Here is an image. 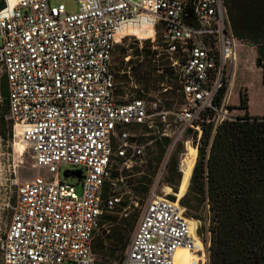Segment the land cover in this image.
Returning <instances> with one entry per match:
<instances>
[{
  "label": "built area",
  "instance_id": "obj_1",
  "mask_svg": "<svg viewBox=\"0 0 264 264\" xmlns=\"http://www.w3.org/2000/svg\"><path fill=\"white\" fill-rule=\"evenodd\" d=\"M74 1L76 12L50 0H4L0 9L4 117L38 171L3 189L2 211L10 216L0 236L1 264H176L179 249L208 264L209 233L198 235L200 221L186 215L180 199L160 196L158 185L149 188L122 258L98 257L93 243L105 213L121 209L128 219L138 209L126 172L148 164L151 144L168 142L162 175L179 144L200 142L210 127L208 157L217 129L236 121L239 103L231 98L241 43L227 0ZM144 25L153 38L160 28L175 103L164 85L151 98L141 89L139 99L117 100L113 52L134 35L124 29ZM78 171L80 178L72 175Z\"/></svg>",
  "mask_w": 264,
  "mask_h": 264
},
{
  "label": "trees",
  "instance_id": "obj_2",
  "mask_svg": "<svg viewBox=\"0 0 264 264\" xmlns=\"http://www.w3.org/2000/svg\"><path fill=\"white\" fill-rule=\"evenodd\" d=\"M227 4L238 41L257 47L263 56L264 0H227ZM4 6V0H0V9ZM131 50L135 55H141L136 47ZM148 63L154 65L139 78L144 89L152 86L158 90L161 85L170 84V79L174 81V91L177 89L173 71L167 64L156 65V61L151 60ZM6 86V79L2 77L0 94L6 104L0 115L1 133L8 125L4 119L8 110ZM141 97L140 92L135 94V99ZM248 108L247 99L240 94L238 109L245 110L244 114L217 129L208 157L206 149L211 128L204 130L189 187L180 200L188 217L203 222L199 233H209L208 264H264V114L250 116ZM167 144L166 140L156 143L155 170L163 159ZM169 166L175 172V178H169V183L176 191L182 176L175 155ZM155 170L149 174L147 182L144 178L140 180L144 188L143 191L138 189L139 193L149 191ZM107 193L105 187L104 196ZM169 199L175 200L173 196Z\"/></svg>",
  "mask_w": 264,
  "mask_h": 264
},
{
  "label": "rangeland",
  "instance_id": "obj_3",
  "mask_svg": "<svg viewBox=\"0 0 264 264\" xmlns=\"http://www.w3.org/2000/svg\"><path fill=\"white\" fill-rule=\"evenodd\" d=\"M50 3L52 5L63 4L68 12H76L78 9V6L74 0H50ZM131 34L134 35H127V37L122 40V42L116 45L111 61V72L116 83V95L121 96V98H117V100L121 102L134 99L135 94L141 89L150 93V97L148 98L154 96L159 89L157 90V88H153L152 86L144 89L145 86L140 83L141 79L139 78H141L140 76H143V74L150 70L151 65H154L153 63H151V65L148 63L150 60L152 62L156 61V65L167 64V61L164 55L161 54L162 51L159 48V27H157L156 35L154 37L157 49L154 51V55L152 56H149L145 52L141 51L138 47V44L140 43L139 39L145 40L144 44H148L153 38V29L144 25V29L141 31L140 29H133L131 30ZM131 47H136L141 55H135L132 52ZM238 53L239 68L237 69L239 78L237 84L239 85V91L236 92L234 90L235 92H233L231 98L232 103L238 104L240 101V94H242V96L247 99L250 116H262L264 114V55L261 56L257 47L246 44H239ZM128 54H131L134 57L129 59L127 62L126 59ZM258 60H261L262 62L261 67L257 64ZM2 77L4 76L1 74L0 83ZM170 81V84H164V87L171 88V90L168 89L165 98L167 101L169 100L175 103L178 95L176 91H174V81L171 79ZM171 95L173 97H171ZM5 104L4 98L0 94V115L5 110ZM240 110L241 111H233L235 117L242 116L244 114L245 110ZM7 113L8 110L6 114ZM18 142H20V140L18 136H15L12 124L8 122L4 132H0V236L6 232L10 216V212L2 211V204L4 203L5 195L3 189L9 188L12 182L22 183L24 181L30 180L38 173V171L33 167L34 162L31 154L26 152V147H24L23 152L19 151V148L16 145ZM201 142L202 141L200 140V142H194V144L191 143V145H194L195 147L198 145L199 147L202 145ZM186 145V142L179 144L173 154V156H176L178 161V172H180V162L182 156L186 153ZM157 151L156 143L151 144L148 147V164L142 168H135L131 172H126V175L128 176V184L132 185L134 196L139 202V207L136 212H133L128 219H124L121 216V209H117L112 213L104 214L105 217L101 219V223L96 232L93 243V251L98 257L110 261H116L122 258L135 228V217H138L140 211L144 208L148 196V192L139 193L137 191L138 189L143 191L144 188V185L141 184L142 182H140V180L144 178V181L147 182V179H149V174L155 170L156 163L153 158L157 154ZM159 169L160 165L155 170V175L152 178V183L149 188L154 185H158L157 192L160 196H162L163 188L171 187L169 178H175V172L170 170L169 165L166 167L162 175L159 174ZM62 170H69V168L63 167ZM41 174L46 175V171L42 170ZM11 187L12 190L15 188L13 186ZM76 187L77 192L80 193L81 185L78 184ZM171 189L173 194H170V196H173L176 200L177 197L175 193L179 191V181L177 190L175 191L172 187ZM124 201L128 202V197L125 196ZM200 223L199 230L201 229V226H203V222ZM202 233L203 236L206 237V231H202ZM198 235L201 234L198 232ZM187 253V251H184L183 254L176 255L175 263L187 264ZM64 264L74 263L66 262Z\"/></svg>",
  "mask_w": 264,
  "mask_h": 264
},
{
  "label": "bare ground",
  "instance_id": "obj_4",
  "mask_svg": "<svg viewBox=\"0 0 264 264\" xmlns=\"http://www.w3.org/2000/svg\"><path fill=\"white\" fill-rule=\"evenodd\" d=\"M137 29H134V30H137ZM142 29H144V27H142L140 29V31ZM124 32H130L131 33V30L124 29L123 33ZM123 33H120V34L123 35ZM144 41L145 40L139 39L140 50L145 52L149 56H152L154 54V49H155L154 38H152L148 44H144ZM127 57H129V59H132L134 56H132L131 54H128ZM16 145L19 148V151H21V152L24 151V147H25L24 143H22L20 141V142L16 143ZM197 158H198V149L194 145L187 143L186 153L183 154L181 162H180V172L182 174V178H181V182L179 185V191L175 193V195L178 199H182L187 192V189H188L189 184H190V179H191V176L193 174L192 172H193V169H194L195 164L197 162ZM162 192L166 193L167 195L173 194L171 187H164ZM198 243L200 244L199 241H198ZM184 251H186V250H183V249L177 250L175 253V256L183 254ZM199 260H201V259L197 254H193L192 252L187 253V264H199Z\"/></svg>",
  "mask_w": 264,
  "mask_h": 264
},
{
  "label": "crops",
  "instance_id": "obj_5",
  "mask_svg": "<svg viewBox=\"0 0 264 264\" xmlns=\"http://www.w3.org/2000/svg\"><path fill=\"white\" fill-rule=\"evenodd\" d=\"M238 64H239V60H238ZM239 68V67H238ZM238 78H239V75H238V71H237V77H236V80H235V84H234V88H233V92H237L239 91V85L237 84V81H238ZM235 90V91H234ZM234 104V103H233ZM234 106H236V104H234ZM234 111H241L240 109H235ZM248 112H249V108H248Z\"/></svg>",
  "mask_w": 264,
  "mask_h": 264
},
{
  "label": "water",
  "instance_id": "obj_6",
  "mask_svg": "<svg viewBox=\"0 0 264 264\" xmlns=\"http://www.w3.org/2000/svg\"><path fill=\"white\" fill-rule=\"evenodd\" d=\"M258 66H262V62L261 60H258L257 62ZM72 175L76 176L77 178H80L81 177V173L78 171V172H73ZM65 177L68 178L69 175H68V172L65 173ZM181 182V181H180Z\"/></svg>",
  "mask_w": 264,
  "mask_h": 264
}]
</instances>
